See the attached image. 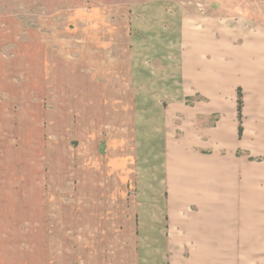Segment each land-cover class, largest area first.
<instances>
[{"label":"rangeland","instance_id":"obj_1","mask_svg":"<svg viewBox=\"0 0 264 264\" xmlns=\"http://www.w3.org/2000/svg\"><path fill=\"white\" fill-rule=\"evenodd\" d=\"M243 14L264 0H0V264H169L171 153L219 155Z\"/></svg>","mask_w":264,"mask_h":264},{"label":"crops","instance_id":"obj_2","mask_svg":"<svg viewBox=\"0 0 264 264\" xmlns=\"http://www.w3.org/2000/svg\"><path fill=\"white\" fill-rule=\"evenodd\" d=\"M219 30V79L232 98L230 133L219 129L220 152L211 157L190 140L174 146L172 161L182 170L170 178L169 264H249L264 244V20L225 17ZM211 160L219 167L218 198L208 191L217 176L205 166ZM159 226L151 231L155 243L163 238Z\"/></svg>","mask_w":264,"mask_h":264},{"label":"trees","instance_id":"obj_3","mask_svg":"<svg viewBox=\"0 0 264 264\" xmlns=\"http://www.w3.org/2000/svg\"><path fill=\"white\" fill-rule=\"evenodd\" d=\"M241 106H242V100H241V94L240 92L238 93V98H237V106H236V109H237V116H238V119L240 120L241 118ZM238 132L240 133L241 132V126L239 125L238 126Z\"/></svg>","mask_w":264,"mask_h":264}]
</instances>
